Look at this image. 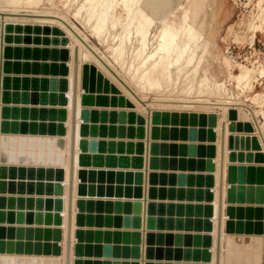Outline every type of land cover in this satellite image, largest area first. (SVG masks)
I'll use <instances>...</instances> for the list:
<instances>
[{"label": "rangeland", "instance_id": "374dc122", "mask_svg": "<svg viewBox=\"0 0 264 264\" xmlns=\"http://www.w3.org/2000/svg\"><path fill=\"white\" fill-rule=\"evenodd\" d=\"M97 1H93V4ZM112 2L122 18L126 19L114 29L107 26L98 35L92 26L94 17L88 18L85 11L88 9L85 0H37L30 2L31 4H27L26 0H20L16 4H11L9 0H0V13H4L0 15L1 20L6 18L5 22L0 23V70L2 69L0 74H3V78L7 76L15 79L7 84L9 99L3 103L0 100V106L6 107V110L8 108L7 112L0 116V125L4 124V129L0 130V250L2 249L0 256L11 258L12 264H40L42 258H48L45 260L49 261L60 259L61 251L55 254L52 250L54 245L61 250L63 238L62 218L59 217V224L55 221V215L60 216L61 207L58 209L54 201L58 198L61 206L64 204L63 182L57 178L56 173L62 169L65 157L60 155L62 158L58 159L57 155L61 153L64 155V152L61 149L57 150L54 144L58 139H62L64 144L66 138L65 133L56 135L46 132L48 123L56 124L58 121L49 120L44 111L48 112L49 108H57L58 112L60 109L66 110L68 100L65 95L69 84L67 65L71 59L69 48L73 38L57 22H36L32 20L33 17L24 16L27 13L31 15L46 12L64 18L69 23L65 22L67 26L72 25L79 32L78 38H84V42L87 41L86 44L94 46L98 54H103L108 62V66H105L110 73L101 67L104 70L102 71L92 62L82 64V69L85 68L88 76L93 75L94 88L88 91V94L92 95V105L85 106L79 102V109L115 112V117L111 121L107 118L104 122L97 119L89 122L88 124L95 125L96 130L100 125H104L105 132L101 136L97 133L93 137L87 136L86 139L139 141L143 144V152L139 157L132 153L128 154L132 158L129 166L108 167L101 164L84 168L86 171L92 170L93 173L85 179L83 195H77L81 182L76 187V201H82L83 209L74 208V217L80 215L82 218V222L75 225L74 233L75 236L80 235L82 230L86 234L80 242L75 238L72 244V248L76 243L81 244L82 254L74 252V260H81L79 264L84 261L87 264H211L208 260L195 261L192 256L187 260L171 259L167 254L169 248L172 252L177 250L182 255L188 250L192 254L194 249L201 248V244L198 247L192 243L194 236L206 234L212 236L209 228V231H206L199 224L200 220L205 219V205H213L211 203L213 200L206 202L198 196L199 190L205 189L204 176L208 174L212 176V184L208 191L212 193L217 188L216 178L213 177L214 160L207 155L210 152L207 147L211 146L214 147V151L216 150L215 127L218 125L220 110L215 107L208 112L199 111L197 107L191 110L165 109L161 106L165 103H160L159 99L165 100L168 97L170 98L168 100L201 102L221 98L245 105V111H242L245 114H240L246 118L247 113L246 122L251 131L231 127L229 142L230 147L235 149L233 154L235 158L233 157L234 160L230 158L234 163L228 166L258 167L264 175V76L260 77L258 73V67H264V0H203L200 7V0L195 2L166 0L167 4H162L158 15L151 17V22L147 26L148 51L157 44L162 21H173L178 24L184 14H187L191 21L195 19L202 22L199 31L203 32V35L194 51L193 62L186 67H180L179 64L170 65L169 72L161 80V88L158 89L145 86L138 75H135L136 78L127 71L131 61L133 63L136 60L135 66L137 65V59L134 60V56H131L132 46H136V43L131 33L130 18L123 10L122 0ZM196 4H199L198 10L194 11L193 7ZM138 7L137 2L133 7V13H136ZM2 24L3 26L7 24L6 29L1 28ZM253 29L257 32L251 44ZM5 33L9 36L7 42L1 39ZM120 39H123L122 49H125V55L126 52L130 54L117 61L110 47L116 46ZM5 49L11 54L5 56ZM61 49L67 50L65 61L52 59V53H62ZM6 62L10 68L4 72ZM52 62L56 65L64 62L62 64L65 70L61 76L49 71ZM242 66L253 69L249 87L238 84L234 77L241 71ZM60 77L64 78L62 80L65 89L62 93L64 100H67L64 101L66 104L57 106L42 103L41 96L48 97L49 93L57 92L51 88L49 79ZM142 83L144 85H141ZM78 85L80 88V84ZM80 91L82 95L86 90L80 88ZM248 110L256 114L252 117ZM118 112L124 113L125 117L119 119ZM172 113L177 117L180 113H185L187 117L185 123L169 124L168 118H171ZM162 114L166 115L167 121L164 120L165 117L162 120ZM191 114L193 121L188 119ZM200 116L204 118L202 124L199 122ZM208 116L215 120L213 127ZM64 118L63 127L66 123ZM235 123L244 126L241 121L237 120ZM111 126L112 133L108 131ZM172 128L175 137L170 135ZM191 130L193 138L188 137ZM209 130L213 132L215 139L201 140L199 131L206 138ZM164 132L165 135L162 134ZM250 132L253 134L249 135ZM138 134L141 135L140 138H137ZM50 142H53V148L50 147ZM254 143L257 144V149L253 148ZM243 145H247L248 148ZM202 146L205 154L201 150ZM95 154L101 156L109 154L116 158L125 155L123 151L116 152V148L111 153L105 151ZM238 154L243 161H235ZM255 158L256 162L253 160ZM210 160L212 170L208 171ZM27 168H32V173L36 168L43 169L44 172L47 169L52 170L48 175L52 178L48 176L41 180L31 178L28 174L31 171ZM227 177L225 176L224 181ZM26 184L30 185V190L26 191ZM45 186L50 193L41 192ZM239 186L243 188V201L237 205L264 207V200L258 203L246 202L245 194L249 183L244 181L234 183L235 188ZM258 187L262 193L259 196L263 199L264 182ZM169 204L172 206L171 212L168 211ZM197 205L202 206L198 207V213L195 208ZM196 219L199 224L195 223ZM207 219L211 220L212 216ZM56 229H59L57 233ZM168 235H171V238ZM228 235H237L235 240L241 236L239 238L242 240L241 243L236 241L240 248L235 246L232 250H235L233 252L237 255L250 257L247 259L248 262L241 259L238 264H264V235ZM247 236L252 237L251 240L258 244L255 242L252 244L251 240L246 243L245 240L250 239L244 238ZM166 237L171 241H167ZM46 244L50 251L48 253L44 251ZM86 249L89 250L88 253H85ZM226 252L227 250L224 251ZM224 259L226 264H232L227 253Z\"/></svg>", "mask_w": 264, "mask_h": 264}, {"label": "bare ground", "instance_id": "6f19581e", "mask_svg": "<svg viewBox=\"0 0 264 264\" xmlns=\"http://www.w3.org/2000/svg\"><path fill=\"white\" fill-rule=\"evenodd\" d=\"M9 1H10L11 4H16V3L20 2V0H9ZM35 1H37V0H26V3L28 4L30 2H35ZM93 1H95V0H85V3L88 4V9H86L85 11H87V13H88V16H89L88 18L94 17V24L92 22V24H93L92 26H93L95 32L98 35L100 34V32L104 31L103 29H105L107 26L112 28V29H114L121 22H123L124 19H126V18L123 19L122 16H121V13L118 12V9H116V7L114 5H112V3H113L112 0H98L96 4H93ZM192 1L195 2L196 0H192ZM137 2L139 3L138 10L136 11V13H133V7L135 6V4ZM116 3H118V1H116ZM122 3H123V10L126 13L125 15L130 18V24L132 25L131 26V31H132L131 33L134 36V41L136 43V46H132L133 49H132V52L131 51L130 52L132 53L131 56H134L133 59L134 60L137 59V63H136L137 65L135 66V61L136 60L135 61L133 60L134 61L133 63L131 61V63L128 65L129 70H127V71H129L131 73V76L138 75L139 80L141 79V82L143 80L144 81L143 83L145 84V86L146 85L149 86V87L153 86V87H157V89H158V87H160V85L162 83L161 80H163V78L168 74L170 65L173 64L175 66V65L179 64L180 67H184V66L186 67V66H188L189 64H191L193 62L194 51L198 47V42H199L201 36L203 35V32L199 31V27L202 25V22H198L195 19L191 21L187 14L183 15L182 20L178 24L174 23L173 21H171V22L162 21L161 28H160L159 33H158L157 44L155 43L156 45L154 47H152L150 51H148L147 50L148 49V47H147L148 46V39H147L148 29L147 28L148 27L147 26L151 22V17H156L158 15L159 9L162 6V4H165V5L167 4L166 0H122ZM200 3H201L200 5L199 4L194 5V7H193L194 11L198 10V5H199V7L202 6L203 0H200ZM86 7H87V5H86ZM17 11L20 12V10H17ZM1 14L4 15V13H0V15ZM21 15L22 14H20V16ZM85 15L84 16L82 15V16L85 17ZM24 16H31V17H33V19H32L33 21L40 22V23L57 22L58 25L60 27H62L63 29H65L66 32L70 35V37L73 38V43L70 44V48H69L71 52L69 51V53L72 54L73 46H77L78 47V67H77V105L78 106H76V108L77 107L78 108L76 109L75 151H74V155H75V158H76V155H77L76 154L77 143L79 145V138H78L79 119H77V115L79 116L78 110H79V106H80L79 105L80 101H78V100H79V96L81 94L80 93L81 91H80V88H79L78 84H80L79 80H80V76H81L80 72H81V69H82V64H83V62H89V63L92 62V64L95 63V65L97 64L100 68L101 67L105 68V71H106L107 68H106L105 65L108 66V62L104 59L103 54L102 55L98 54V52H97V50L95 49L94 46H92V45H90L88 43L86 44L85 42H87V41L84 42V40H83L84 38L83 39L82 38L79 39L80 38L79 37V32L72 25H68L69 26L68 27L66 25V23L67 24H69V23L64 18H62L60 16H57V15H54V14L52 15V14H49V13H46V12L45 13H31V15H29L27 13V15H24ZM1 18L2 17H0V23L5 22L6 18L3 19V21L1 20ZM16 18H14V19H16ZM80 18H82V17H80ZM85 18H84V20H85ZM6 25L7 24H5L3 26V24H2L1 28L2 29H4V28L6 29V27H7ZM256 32L257 31L255 29H253V32H252V35H251V40H252L251 44L253 43V40H254V38L256 36ZM121 35H123V33H121ZM1 39L4 42H7V40L9 39V36L5 33V34H3ZM112 39L114 40L115 36ZM120 40L121 41H119V43L116 41L118 43L116 46H111V47L109 46L111 48L110 49L111 52L115 56V60H117V61L122 60V58L125 55V52H124L125 49L124 50L122 49V47H123L122 46V40L123 39H120ZM81 42H83V44ZM126 54L127 55H125V56H129L130 53L128 54V52H126ZM1 66H2V64H1ZM67 66H68V74L67 75L69 77L68 78L69 80L67 79L69 82L68 81L67 82L69 84H68V87H67L68 88V92L67 93L65 92L66 93L65 96H66V99L68 101L64 100V96H63V93H62L63 90L61 91V93H59L60 94V98H58V100L60 102L67 101V103H68V104L65 103L66 104V108H65L66 110L60 109L59 112H58V114L59 113L62 114V111H63L62 115H63V117L66 118V119L64 118L66 120V123H65L66 127L65 126L63 127L64 128L63 129V133H65L64 136L66 138V141L63 144L62 139H58V140H56V142L54 144L55 148H57V150L61 149V151L64 152V157H65L64 160H63V165L60 164V165H62V169H60L58 171V173H56L57 174V178L61 179L62 182H63L64 204H63V206H61V201L58 198H56L55 201H54L55 204L57 205L56 207L58 209H60V207H61V210L59 211L60 216H58L57 214L55 215L56 224H59V219H60L59 217H61L62 218L61 220L63 221V223H61V225H62L61 228H63V239L61 241V250H60V247H59V251H61V256H60V259L56 258L54 261L45 260V259H48V258H42V260H41L42 263H40V264H58V263L63 264V247H64L63 241H64V232H65V204H66V182H67V156H68V132H69V97H70L71 59H70V61H69ZM258 68H259L258 69L259 76L263 77L264 76V67L260 66ZM178 69H179V67H178ZM102 71H104V70L102 69ZM107 71H108V73H110L109 70H107ZM252 73H253V69L252 68H248V67L242 66L241 67V71L237 75H234V77L236 78L238 84H241V85L244 84V86L249 87V86H251ZM2 75L3 74L1 73L0 74V100L3 97V88H4V81H5L4 78H3L4 76H2ZM62 79H64V78H61V81H62L61 85L64 86V89H65V84H64V81ZM139 80H138V82H139ZM143 83L141 85H144ZM141 88H143V87H141ZM135 93H136V91H135ZM83 96H84V101H86V100L88 101L89 100V96L88 95L84 94ZM166 98L167 99H165V100L164 99L163 100L159 99L160 103H162V104L165 103V104L161 105L165 109L166 108H171V109H174V110L175 109H179V110H189L190 109L191 110V108L197 107V108H199V111H202V112L203 111H207L208 112V110H210V109L215 107V108H218L221 111V112L219 111L220 118H219V121H218V125L215 127V133H217L216 134V136H217L216 142L217 143H216V150H215L216 153H215V151L213 149L214 147H213L212 148L213 151H212V154H211V158H212V160H214V161L211 160L212 162H214V166H213V170H214L213 174L214 175H213V177H215L216 181H217L218 163H219L218 159H219V151H220V133H221V131H223V153H222L223 188H222V199H223V197L224 198L226 197V194H228V196L230 198H232L233 196L236 197V193H233L232 190L230 189L232 187V185L234 187V184H232V185L229 184V183L226 184L225 181H224V178H225V176H228V178H230V181H233V180H235L237 178V176H239V171L238 172L235 171L234 167L232 165L228 166V164L234 163L233 161L232 162L229 161L230 158H232L233 160L235 158V156L233 155L235 153V151H234L235 149L230 147L229 140H231V139H229V137H230V134H231V127L232 128L233 127L236 128L237 125H238V124L235 123V121L238 120V122L241 121V122H243L242 124H245L246 118H247V113H246V118H244L245 116L242 117L241 114H240V113H243L242 111H245V105H241V104H239L238 102H235V101L231 102V101L226 100V99L223 100L221 98L220 99H216L215 98L216 99L215 101L214 100L213 101H209L208 100V101H201V102L187 101V100L186 101H183V100L180 101V100H175V99L174 100H172V99L168 100L170 98H168V97H166ZM3 108L4 107L0 106V116H2V114H3ZM228 112H229V114H228ZM248 112H250V115H252V117L256 114V113L254 114V112L252 110H248ZM61 114H59V115L61 116ZM243 114H245V113H243ZM239 116H241V117H239ZM247 132H246V134H247ZM232 133H234V132L232 131ZM238 134H239V132H238ZM240 134H242V133L240 132ZM248 134L252 135L253 132H250ZM244 135H243V137H244ZM138 136H140V134H138ZM261 142H263V141H261ZM52 143L53 142H50V147L51 148H53ZM237 151L239 152V150H237ZM238 152H236V153H238ZM214 153H215V158H214ZM60 155L63 156V154L61 153V154L57 155L59 160H61V158H62V156L60 158ZM228 167H230V168H228ZM75 169H76V167H75V162H74L73 182H72V186L73 187H72V212H71V216H72V220H71V247H70V263L69 264H79L78 262L81 261V260H77L76 261V260L73 259V257L71 258L72 240L75 238L74 237V226L75 225H74V221H73L75 219L73 217L74 213H75L74 212L75 210H73V209L76 206V199H77L76 187L78 186L77 184L81 182L80 186L78 187V192H82V190H84V188H85L84 187L85 186L84 182H86V180L83 179V178H85L84 175H80L78 177L77 176L78 173L77 172L75 173ZM53 175H54V173H53ZM51 178H52V176H51ZM211 178H212V176H211ZM215 178H213V179H215ZM227 188H229L228 191H227ZM234 190H236V188H234ZM57 192H59V189H57ZM209 198L211 200H213V202H211V203H213V205L212 204H211L212 206L211 205H205L204 210H206V211H204V212H205V216L207 218L211 215L212 219L209 220V221H206V223L205 222L203 223L204 219L202 221L200 219L199 220H200V223H201V227H204V229L206 231H209V229L212 231V233L209 232V233L212 234V236L207 235V234L205 235V236H208L209 238L207 240L208 243L203 248V249H206L203 252V254H204L205 258L209 262H211V264H213V250H214V245L213 244H214V238H215V220H216L215 219V206H216V198H217V188L214 189V192L213 191H212V193L210 192ZM224 209H225V207L223 206V201H222V211L223 212H224ZM223 214L224 213H222V217H221V228L224 226V223H225V220H226ZM202 218H203V216H202ZM210 221H212V223H210ZM56 230L59 231V229H56ZM81 233H82V231H81ZM78 236L79 235H77V237ZM234 238H236V237H230V236L224 237V236H222V231H221V234H220V249H219V264H226L224 262V260H225L224 259V255L226 253L228 255V258H230V260L232 261V264H238L237 262H240L241 259H244L247 262H248L247 259H250V257H247V256L244 257L243 255H237V254L234 253L235 250H232V249L235 246H238L237 245L238 241H240V243L242 241L241 239H239V238H241L240 236H238V240L237 239L235 240ZM247 238H250V237L248 236ZM250 240H251V238L249 240L246 239L245 242L249 243V242H251ZM224 241H226V249H225V245H223ZM254 242L255 241H253L251 243L253 244ZM255 243L258 244V242H255ZM55 246L56 245L53 246L54 247V249L52 250L53 253H55V251H56L55 250V248H56ZM200 246H202V245H200ZM201 248L199 250L200 252H202ZM237 248H240V247L238 246ZM225 250H227L226 253H224ZM44 251L47 252V253L50 252L49 248H47V244H46V247H45ZM59 251L57 253H55V254H59L60 253ZM0 252H2V249L0 250ZM73 252H74V250H73ZM79 253H81V252H79ZM200 256H201V254H200ZM0 263L1 264H12V260H11V258H8V257L7 258H3L2 256H0Z\"/></svg>", "mask_w": 264, "mask_h": 264}, {"label": "water", "instance_id": "95a60500", "mask_svg": "<svg viewBox=\"0 0 264 264\" xmlns=\"http://www.w3.org/2000/svg\"><path fill=\"white\" fill-rule=\"evenodd\" d=\"M9 49V48H8ZM8 49H6V53L5 56L10 55L11 53H9ZM16 50V49H15ZM60 51H62V53H52V59H59L60 61H65L66 59V53L67 50L66 49H61ZM57 54H60V56H57ZM64 62H60L57 65L52 62L50 65V69L49 71H51L52 73H55L59 76L62 75V72H64V67L63 64ZM5 67L6 69L4 70V72H6L10 66H8L7 62L5 63ZM77 67H78V47L77 46H73L72 48V54H71V78H70V97H69V132H68V156H67V182H66V204H65V232H64V241H63V264H69L70 263V247H71V220H72V216H71V212H72V182H73V171H74V151H75V125H76V106H77ZM60 69V70H59ZM89 73H87V71L85 70V68L83 67V69L81 70V76H80V88L81 90H86L85 94L89 96V100L84 101V94L80 95V104L85 105V106H89L92 105L93 100H92V95L88 94V91L94 88V84L93 82V75L88 76ZM86 75V76H85ZM87 78V79H86ZM4 94L5 96L3 97V99H1V102H5L6 100L9 99V92H8V83L10 81H15L14 78H10L5 76L4 78ZM44 80V79H43ZM49 84L51 86V88H53V90L57 91L56 93L51 92L49 93L48 97L45 96H41L40 100L42 99V103H46V104H50V105H57V106H61V105H65V102H60L58 100V98H60V94L62 90H64V86H62V81H61V77L60 78H50L49 79ZM85 82V84H84ZM92 83V84H91ZM44 86V84H43ZM85 87V88H84ZM100 102V101H99ZM8 110V108H7ZM6 107L3 108V114H5V112H7ZM63 113V111H62ZM44 114L48 117L49 120H56L58 121L56 124L53 122L48 123V129H47V133L48 134H56V135H60L63 133V115L61 114V116H58V109L57 108H49L48 112L44 111ZM78 119H79V132H78V138H79V150L76 156V164L78 167V173L79 175H84L85 178H83L84 180L88 177L91 176V174L93 173L92 170H84L85 167H89V166H99L101 164H104L105 166L108 167H113V166H118V167H126L129 166L132 158L131 156H128V154H134L136 155L135 157H139L142 152H143V144L142 142H113V141H104V140H95L93 138H87V136L93 137L95 136V134L97 133L98 135H102L105 132V127L104 125H100L98 130H96L95 125H91L88 124L89 122H92V120L97 119L99 122H104L105 120H107V118L109 119V121H111L112 119H114L115 117V112H111V111H105V110H100V111H94V110H90L88 108H81L78 110ZM203 115V114H201ZM118 118L122 119L123 117H125V114H119L118 112ZM162 120L163 117H165V121H167V117L166 115L162 114ZM171 118H168V123L169 124H174L176 122L182 124L185 123V113H180V118L179 116L177 117V115L175 113H172ZM187 118V117H186ZM193 114H191V116H189V121H193ZM187 119V120H188ZM199 122L200 124L203 123L204 118H199ZM178 120V121H177ZM208 120L210 122V125L213 127L214 125V118L209 117L208 116ZM3 125H1V128H3ZM4 129V128H3ZM2 129V130H3ZM244 130V131H251L249 125L244 124V126L242 127L241 124L238 123L237 125V129L236 130ZM250 129V130H249ZM1 130V131H2ZM0 131V132H1ZM109 132H113V128L112 126L109 128L108 130ZM180 132V131H179ZM182 136H183V131H181ZM165 135V132L162 133ZM170 135L172 137H175V133L173 128L171 129ZM189 138H193V132L192 130L189 132L188 134ZM137 136V135H136ZM199 138L202 140L206 139L208 141H213L215 139V137L213 136V132L211 130L208 131V133L206 134V138L203 137V133L199 131ZM140 136H137V138H140ZM230 139V137H229ZM230 145V144H229ZM244 146V145H243ZM253 148L257 149V144L255 145V143L252 145ZM245 148H248L247 145L244 146ZM116 148V152L120 153V152H124L125 155H119L117 158L114 155H109V154H105L104 156H101V154H95V153H101V152H105L106 153H111L114 152ZM106 149V150H105ZM210 149V152L207 153V155L211 156L212 153V147L208 146L207 150ZM201 150H203V146L201 148ZM222 153H223V131H221L220 133V151H219V163H218V175H217V198H216V206H215V238H214V250H213V264H219V249H220V234L222 231L221 228V217H222V213H224V217H225V226L223 227V233L225 234H254V235H264V207H251V206H239L237 205L238 203H241L243 201V188L241 186L237 187L236 190H234L235 187H229L233 193H237L236 197H232L230 198L228 196V194H226V207L224 209V212L222 211V188H223V175H222ZM205 154V153H204ZM211 159V157H210ZM255 162L257 161V158L253 159ZM137 161V159L135 160ZM230 162L233 160H229ZM235 161H243V159L241 158L240 154L239 156L236 158ZM251 161V160H249ZM208 163V162H207ZM212 163L211 160L208 163V171H211L212 169ZM230 168V167H228ZM29 169V171L32 170V168H27ZM235 171H239V176H237V178L233 181H230V178H226V183L229 184H234L239 183V182H246L249 183V186L247 187V193L245 195H247V199L246 202L249 203H258V202H262V200H264V198L262 199L259 194L261 195L262 193H260V187H258L259 184H263L264 182V175H262V171L261 169H258V167H243V166H237L234 167ZM49 172H52V170H44L40 169V168H36L35 171L29 172V177L31 175V178H35L41 180L42 178L45 179L46 176H48ZM35 173H37V175H35ZM232 175V174H231ZM49 177V176H48ZM205 177V189L204 190H199L200 191V196H198V198L200 197L202 200L209 202L210 198H209V194L210 192H208V188L211 187V177L210 174L204 176ZM230 177V176H229ZM29 179V178H27ZM46 184V183H45ZM26 191L30 190V185L26 184ZM227 188V191L228 189ZM37 189V188H35ZM90 190V188L88 187V191ZM41 192H45V193H50V191L48 190V188L45 186L44 188L41 189ZM83 192H78L77 195H83ZM88 202V201H87ZM236 203V205L234 204ZM204 206V205H203ZM171 204H169L168 206V211L171 212ZM198 207H202L197 205L196 210L198 213L199 208ZM76 208L78 210H82V201L81 200H77L76 201ZM189 210V208H188ZM199 215V214H198ZM75 218V225H78L80 222H82V218L80 217V215H77L74 217ZM170 219V218H169ZM198 219L195 220L196 224H199V222H197ZM206 221H208V219L205 216V219L203 221V223ZM201 225V224H199ZM203 229V228H202ZM82 231V230H81ZM204 231V230H203ZM57 233V230L55 231ZM85 233V232H84ZM82 232H80V235L76 238L77 242H80L83 237L86 236V234H84ZM88 233V231L86 232ZM171 238V235H168ZM205 236V235H204ZM202 237L201 235H196L194 236V238L192 239V243L195 246L200 247L199 245L201 244V247H205L206 244L208 243V236ZM168 237H166L167 239ZM168 238L167 241H171V239ZM176 238V237H175ZM86 240L88 238H85ZM206 240V241H205ZM56 247V246H55ZM55 253H57L59 251V248H55ZM87 251H85V253H88L89 250L86 249ZM171 248L168 249V258L171 259H183V260H187L190 256H192L193 260H201V261H205L207 260L203 254V259L201 258L200 254L201 252L199 251V249H194L192 254H190L189 250L188 252H185L183 255L178 253L177 250L175 252H172ZM205 251V249L203 250ZM74 252H81L80 255L82 254L81 251V245L80 244H75L74 245ZM200 256V257H199ZM77 261V260H76ZM75 261V262H76ZM81 264H87L86 261L82 262Z\"/></svg>", "mask_w": 264, "mask_h": 264}, {"label": "crops", "instance_id": "0c3cea01", "mask_svg": "<svg viewBox=\"0 0 264 264\" xmlns=\"http://www.w3.org/2000/svg\"><path fill=\"white\" fill-rule=\"evenodd\" d=\"M79 101V100H78ZM78 106V105H77ZM78 108V107H77ZM77 119H78V115H77ZM78 143H77V146H76V154L78 153ZM64 156V155H63ZM77 156V155H76ZM75 167H76V169H75V173L77 172L78 173V171H76V170H78L77 168V164H76V158H75ZM78 176V175H77ZM75 189V188H74ZM75 191V190H74ZM225 199H226V197L224 198L223 197V199H222V201H223V206L224 207H226V201H225ZM76 207V206H75ZM73 210H75V209H73ZM74 217V216H73ZM74 221V225H75V219L73 220ZM73 224V223H72ZM224 226H225V223H224ZM223 226V227H224ZM75 227V226H74ZM223 227H222V231H223ZM227 235L228 234H225V233H223L222 232V236H224V237H227ZM228 236H230V237H236L237 235H228ZM74 237H75V233H74ZM241 237V236H240ZM243 237V236H242ZM248 237V236H247ZM247 237H244V238H247ZM250 237V236H249ZM250 238H252V237H250ZM63 239V238H62ZM74 240H75V238L72 240V244H74ZM252 241V240H251ZM253 242V241H252ZM223 245H225V247H226V241H224V243H223ZM73 250H74V248H72V250H71V258L73 257V259H75V256H74V252H73Z\"/></svg>", "mask_w": 264, "mask_h": 264}]
</instances>
